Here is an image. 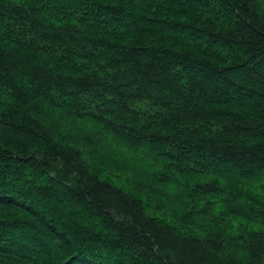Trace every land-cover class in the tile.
<instances>
[{
    "label": "trees",
    "instance_id": "obj_1",
    "mask_svg": "<svg viewBox=\"0 0 264 264\" xmlns=\"http://www.w3.org/2000/svg\"><path fill=\"white\" fill-rule=\"evenodd\" d=\"M0 264H264V0H0Z\"/></svg>",
    "mask_w": 264,
    "mask_h": 264
}]
</instances>
